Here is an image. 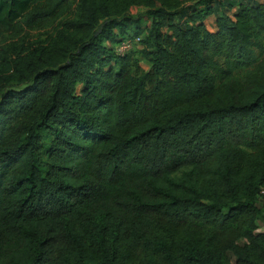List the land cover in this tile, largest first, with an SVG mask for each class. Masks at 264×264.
<instances>
[{
  "label": "trees",
  "instance_id": "1",
  "mask_svg": "<svg viewBox=\"0 0 264 264\" xmlns=\"http://www.w3.org/2000/svg\"><path fill=\"white\" fill-rule=\"evenodd\" d=\"M227 3L0 0V264H264V0Z\"/></svg>",
  "mask_w": 264,
  "mask_h": 264
},
{
  "label": "rangeland",
  "instance_id": "2",
  "mask_svg": "<svg viewBox=\"0 0 264 264\" xmlns=\"http://www.w3.org/2000/svg\"><path fill=\"white\" fill-rule=\"evenodd\" d=\"M229 0H226V5L228 4ZM231 3L234 4V1H232ZM227 13L229 14V16H232L233 17V13L232 12H228ZM132 14L137 18V21L139 20L140 22V25L142 28L146 29L150 26L151 24V20L149 18V16L147 15V10L142 8L140 10L138 9H133L132 11ZM221 14V12L219 13ZM188 15L186 12L183 13V14H180V17L177 19V22L182 26V27H187L190 25V21L188 19ZM207 24H208V27L210 28V30H214L215 27H216V18L214 17H211L207 20ZM129 33H133L132 31H129ZM39 38H41V40H44L45 39V36H43L42 34H38V33H34V41L35 40H38ZM136 47L138 48H141V44H138L136 45ZM135 48V46H134ZM145 69H147L145 67ZM259 206L262 208L263 210V215H264V198H262L260 200V203H259ZM259 227H260V230L259 232H264V220L260 221L259 222Z\"/></svg>",
  "mask_w": 264,
  "mask_h": 264
},
{
  "label": "built area",
  "instance_id": "3",
  "mask_svg": "<svg viewBox=\"0 0 264 264\" xmlns=\"http://www.w3.org/2000/svg\"><path fill=\"white\" fill-rule=\"evenodd\" d=\"M139 42L140 39L124 41L117 47L116 49L117 55L124 56L125 54L133 50L134 46L137 45Z\"/></svg>",
  "mask_w": 264,
  "mask_h": 264
},
{
  "label": "crops",
  "instance_id": "4",
  "mask_svg": "<svg viewBox=\"0 0 264 264\" xmlns=\"http://www.w3.org/2000/svg\"><path fill=\"white\" fill-rule=\"evenodd\" d=\"M211 17H214V18H216V14H214V15H213V16H211ZM211 17H209V18H211ZM209 18H208V19H209ZM208 19H207V20H208ZM207 20H206V25H207V28H208V30H209V31H211V32H215V31L217 30V24H216V27H215V29H214V30H210V28L208 27V24H207Z\"/></svg>",
  "mask_w": 264,
  "mask_h": 264
}]
</instances>
